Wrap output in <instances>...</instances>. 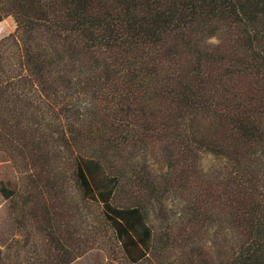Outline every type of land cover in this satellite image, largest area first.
<instances>
[{
  "label": "trees",
  "instance_id": "trees-1",
  "mask_svg": "<svg viewBox=\"0 0 264 264\" xmlns=\"http://www.w3.org/2000/svg\"><path fill=\"white\" fill-rule=\"evenodd\" d=\"M6 16L18 237L0 264L97 247L104 264H264V0H0Z\"/></svg>",
  "mask_w": 264,
  "mask_h": 264
},
{
  "label": "rangeland",
  "instance_id": "rangeland-1",
  "mask_svg": "<svg viewBox=\"0 0 264 264\" xmlns=\"http://www.w3.org/2000/svg\"><path fill=\"white\" fill-rule=\"evenodd\" d=\"M15 29V22L11 16H6L0 21V39L7 36ZM0 180L8 181L15 184L18 181V174L9 160L0 154ZM85 224V223H84ZM82 233V232H81ZM87 233H83L82 238L86 237ZM13 237H18L16 232L10 202L5 200L0 195V245L5 248L7 243ZM106 261L105 252L102 248H93L81 256L75 258L70 264H104Z\"/></svg>",
  "mask_w": 264,
  "mask_h": 264
}]
</instances>
